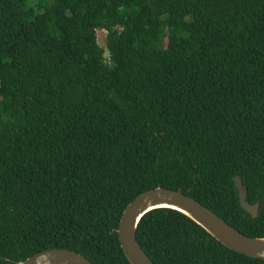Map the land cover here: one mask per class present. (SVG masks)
Returning a JSON list of instances; mask_svg holds the SVG:
<instances>
[{
    "label": "trees",
    "instance_id": "16d2710c",
    "mask_svg": "<svg viewBox=\"0 0 264 264\" xmlns=\"http://www.w3.org/2000/svg\"><path fill=\"white\" fill-rule=\"evenodd\" d=\"M156 187L264 237V0H0V264H130L119 219ZM136 239L154 264H264L169 208Z\"/></svg>",
    "mask_w": 264,
    "mask_h": 264
},
{
    "label": "water",
    "instance_id": "95a60500",
    "mask_svg": "<svg viewBox=\"0 0 264 264\" xmlns=\"http://www.w3.org/2000/svg\"><path fill=\"white\" fill-rule=\"evenodd\" d=\"M238 191L239 205L256 217L258 203L246 201L245 189L238 175L233 177ZM155 208H169L183 213L202 227L225 247L243 255L264 259V237L242 234L225 220L194 198L180 190L163 187L145 191L136 196L122 211L117 234L120 247L130 264H154L136 239V229L141 218ZM18 264H93L78 252L51 248L37 252Z\"/></svg>",
    "mask_w": 264,
    "mask_h": 264
},
{
    "label": "rangeland",
    "instance_id": "374dc122",
    "mask_svg": "<svg viewBox=\"0 0 264 264\" xmlns=\"http://www.w3.org/2000/svg\"><path fill=\"white\" fill-rule=\"evenodd\" d=\"M96 36H97V41L99 43L100 46L104 45V32L101 30H98L96 32Z\"/></svg>",
    "mask_w": 264,
    "mask_h": 264
}]
</instances>
